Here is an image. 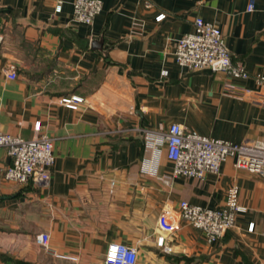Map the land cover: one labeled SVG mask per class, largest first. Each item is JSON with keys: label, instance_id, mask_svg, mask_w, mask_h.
<instances>
[{"label": "crops", "instance_id": "crops-1", "mask_svg": "<svg viewBox=\"0 0 264 264\" xmlns=\"http://www.w3.org/2000/svg\"><path fill=\"white\" fill-rule=\"evenodd\" d=\"M72 1L0 0V131L30 138L38 122L54 154L39 187L3 178L11 158L0 147V264H102L112 242L134 246L137 264H264V172L229 158L217 174L173 177L164 145L146 140L171 122L264 140V83L254 78L264 74V0L251 11L250 0H102L91 24L72 20ZM196 16L218 27L248 77L175 62ZM70 96L74 108L60 102ZM232 184L245 210L220 238L207 242L185 221L158 228L181 200L221 206Z\"/></svg>", "mask_w": 264, "mask_h": 264}, {"label": "built area", "instance_id": "built-area-1", "mask_svg": "<svg viewBox=\"0 0 264 264\" xmlns=\"http://www.w3.org/2000/svg\"><path fill=\"white\" fill-rule=\"evenodd\" d=\"M146 6L149 3L146 2ZM102 0H73L72 20L91 24L100 12ZM254 9V0H250L247 10ZM61 10V1L54 11ZM160 15L158 16V18ZM175 62L187 69L208 68L230 77L246 78L248 72L240 62H233L225 39L212 22L200 16L194 17L193 28L180 36L174 45ZM166 74V71L162 72ZM6 76L16 77L15 70L7 69ZM257 84L264 83V74H255ZM80 101L76 96L63 97L60 102L74 108ZM34 133L30 138L0 131V147L11 158L3 171V178L15 183L31 180L39 187L49 183L50 168L54 162L52 139L40 131L38 122L34 124ZM150 149L156 150L164 145L165 156L172 163L171 176H184L202 179L207 173L217 174L221 164L232 158L237 168L250 172H264V140H244L234 142L221 138L205 136L193 130H185L180 124L171 122L167 130L160 135L146 132ZM245 207L239 203V188L232 184L225 190L223 204L219 207H206L181 200L176 209H167L158 217V228L165 232L179 226L181 221L198 229L207 242L220 238L235 225L237 214ZM252 226H249L251 228ZM42 252L49 253V236L43 232L37 236ZM163 243V237L157 241ZM168 249V247H166ZM137 250L134 246L112 242L106 247L102 264H137Z\"/></svg>", "mask_w": 264, "mask_h": 264}]
</instances>
